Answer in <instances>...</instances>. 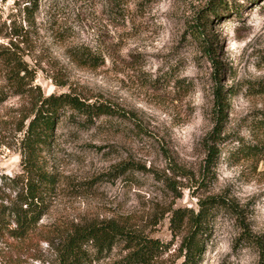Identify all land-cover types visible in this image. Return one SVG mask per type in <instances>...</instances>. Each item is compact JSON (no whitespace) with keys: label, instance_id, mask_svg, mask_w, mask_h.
Returning a JSON list of instances; mask_svg holds the SVG:
<instances>
[{"label":"rangeland","instance_id":"374dc122","mask_svg":"<svg viewBox=\"0 0 264 264\" xmlns=\"http://www.w3.org/2000/svg\"><path fill=\"white\" fill-rule=\"evenodd\" d=\"M211 1L0 0V52L10 49L31 72L27 93L16 96L0 67V176L20 172V139L40 94L74 93L123 112L93 125L60 114L45 153L56 184L42 224L112 220L167 245L155 264H179L172 212L220 195L264 240V149L259 158L234 156L240 140L264 147V131L252 125L264 113V94L252 92L264 80V0H226L228 10L210 16L205 34L215 56L190 34ZM81 47L103 64L78 63L73 52ZM217 85L228 96L229 118L201 184ZM123 164L133 168L121 173ZM240 226L217 209L200 264H258ZM39 246L44 262L29 263L56 264L53 248ZM124 248L91 251L89 264H126Z\"/></svg>","mask_w":264,"mask_h":264},{"label":"trees","instance_id":"16d2710c","mask_svg":"<svg viewBox=\"0 0 264 264\" xmlns=\"http://www.w3.org/2000/svg\"><path fill=\"white\" fill-rule=\"evenodd\" d=\"M227 4L226 0H212L206 13L199 12L196 25L190 27L192 38L207 55L215 56L213 51L210 52L213 46L205 34L210 16L216 15L220 18L219 12L223 6L228 10ZM225 10L224 13H229ZM73 55L78 63L87 67L103 64V61L85 47L76 49ZM215 60L216 58L213 59ZM0 67L5 73L8 85L14 90L12 95L26 94V82L31 75L27 64L8 49L0 52ZM252 92L255 95L264 94V80L258 81ZM5 99L4 96L0 101ZM66 111L81 117L86 125H93L94 118L101 116H123L122 111L108 104L101 101L89 102L74 93H52L46 97L40 94L37 97L28 125L20 139V172L11 177L0 176V264H31L29 260L44 262L40 243L53 248L56 264H89V252L100 255L121 244L128 251L124 263L155 264L154 261L167 249V245L132 231L118 222L106 220L81 226L41 223L50 210L49 198L56 184L55 176L47 170L45 153L50 148L58 118ZM229 111L228 96L225 95L223 87L217 85L210 109L213 129L207 135L205 143L206 156L205 166L201 171V184H204L205 177L218 160L217 145L223 140L221 134L228 122ZM252 125L257 131H264V113L255 118ZM263 149L261 144L240 140L234 156L237 157L236 160L259 158ZM132 168L130 164H123L118 170L126 173ZM219 208L235 215L241 225L240 239L257 249L258 264H264V240L251 234L247 222L244 218H239L238 211H235L234 204L220 195L200 199L197 209L178 207L172 212L169 220L172 235L181 236L179 264H200L210 237V218Z\"/></svg>","mask_w":264,"mask_h":264}]
</instances>
